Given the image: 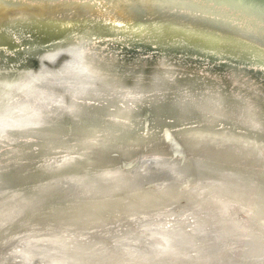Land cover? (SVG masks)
Instances as JSON below:
<instances>
[{"label": "water", "instance_id": "obj_1", "mask_svg": "<svg viewBox=\"0 0 264 264\" xmlns=\"http://www.w3.org/2000/svg\"><path fill=\"white\" fill-rule=\"evenodd\" d=\"M206 195L264 226V0H0V245Z\"/></svg>", "mask_w": 264, "mask_h": 264}, {"label": "rangeland", "instance_id": "obj_2", "mask_svg": "<svg viewBox=\"0 0 264 264\" xmlns=\"http://www.w3.org/2000/svg\"><path fill=\"white\" fill-rule=\"evenodd\" d=\"M155 223H159L164 228L178 227L186 235L199 228L204 233L218 235L220 240L242 239L255 245H264V226L262 224L207 195L195 202L179 205L129 225L25 232L0 245V261L2 260L3 264H7V262L8 264H22L23 262V264H51L49 261H52V258L50 259L49 255L53 252L51 257L54 258L61 250L68 256L67 261L70 260L65 264H128L129 262L124 259L126 256H119V254L122 255V251L139 243H143L140 248L149 250L150 245L147 243L153 239V235H147L150 230L143 229L147 228L146 224L153 225ZM45 235L48 237L60 236L61 238H55L56 242L53 243L47 242V240L41 241L46 237ZM132 235L134 238L138 236L139 240L137 238L133 240ZM124 239L128 240L124 241ZM148 239L150 240L148 241ZM161 246L162 248L160 245L154 247L163 250L174 249L169 246L166 248L164 244ZM134 249L135 247H133V251ZM57 250L59 251L57 252Z\"/></svg>", "mask_w": 264, "mask_h": 264}, {"label": "bare ground", "instance_id": "obj_3", "mask_svg": "<svg viewBox=\"0 0 264 264\" xmlns=\"http://www.w3.org/2000/svg\"><path fill=\"white\" fill-rule=\"evenodd\" d=\"M146 225H147V228L143 230L148 229L150 231L147 233V235H151V234L153 235L152 236L153 239L150 242H148L150 239H148L147 241L148 242L147 244L150 245V249L147 250V249H143L142 247L140 248V246L143 245V243L142 244L139 243V244H136V246L132 245L133 247H135L134 251H133V247L132 248L129 247L128 249L122 251L123 254L122 255L119 254V256H123V257L126 256L124 259H126L129 262L128 264H264V245H261V244L255 245L249 242L248 240H242V239H232V240H226V241L220 240L218 235L212 234V233H204L201 230H199V228H196L195 230L193 229L194 231H191L190 233H187L186 235V233H184L178 227L164 228V227H161L159 223H155L153 225L152 224L150 225L146 224ZM143 232L145 233V231ZM45 236L46 237L43 238L41 241L47 240V242L53 243V242H56L54 240L55 238L57 239L61 238L60 236H57V237H51V236L48 237L47 235ZM133 236L134 235H132L133 240H135V238L138 237L137 236L134 238ZM126 240L128 239H124V241ZM125 244L127 245V243ZM162 244H164L165 247L169 246V247H173L174 249H171V250H163L159 248L155 249L154 247L155 245H160V248H162L161 246ZM190 250H192L191 251L192 253L190 252ZM52 251H54V249H52ZM58 251L59 250H57V252ZM58 253L59 254L55 253L56 255L54 258L51 257V254H53V252L49 255L50 259L52 258V261H49L51 262V264H65L66 261L69 259L67 258L68 256L63 254L61 250ZM83 259H84V256H83ZM1 261H0V264H3L1 263ZM113 264H117V263H113Z\"/></svg>", "mask_w": 264, "mask_h": 264}]
</instances>
